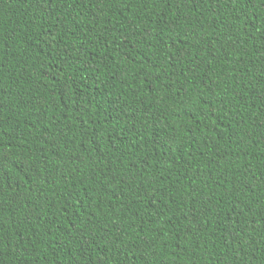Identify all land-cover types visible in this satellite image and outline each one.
<instances>
[{
  "label": "trees",
  "instance_id": "trees-1",
  "mask_svg": "<svg viewBox=\"0 0 264 264\" xmlns=\"http://www.w3.org/2000/svg\"><path fill=\"white\" fill-rule=\"evenodd\" d=\"M0 264H264V0H0Z\"/></svg>",
  "mask_w": 264,
  "mask_h": 264
}]
</instances>
